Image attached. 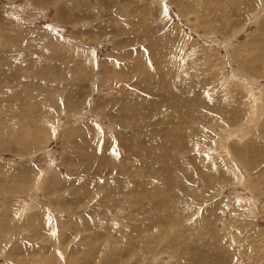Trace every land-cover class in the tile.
Returning a JSON list of instances; mask_svg holds the SVG:
<instances>
[{"label":"rangeland","instance_id":"rangeland-1","mask_svg":"<svg viewBox=\"0 0 264 264\" xmlns=\"http://www.w3.org/2000/svg\"><path fill=\"white\" fill-rule=\"evenodd\" d=\"M0 54V264H264V0H0Z\"/></svg>","mask_w":264,"mask_h":264},{"label":"bare ground","instance_id":"bare-ground-1","mask_svg":"<svg viewBox=\"0 0 264 264\" xmlns=\"http://www.w3.org/2000/svg\"><path fill=\"white\" fill-rule=\"evenodd\" d=\"M4 34V33H3ZM15 34V33H14ZM34 34V33H33ZM8 39V38H7ZM20 39V38H19ZM69 48V47H68ZM72 48V47H71ZM77 51V50H76ZM6 54V53H5ZM88 54V53H87ZM1 55V54H0ZM76 55V54H75ZM89 55V54H88ZM5 56V55H4ZM71 57V56H70ZM3 58H6V57H2L1 59H3ZM71 59V58H70ZM75 59H76V57H75ZM135 62V61H134ZM96 63V66H97V69L96 70H93V74H96V78H97V76H98V71H99V67H101L102 65H101V63H99V62H95ZM119 64V63H118ZM113 66V65H112ZM114 67V66H113ZM102 68V67H101ZM241 78V77H240ZM221 85V84H220ZM102 85H100V84H96V85H94L93 86V89H95V88H100ZM69 104V103H68ZM139 106V105H138ZM137 106V107H138ZM129 107H131V106H129ZM140 107V106H139ZM70 109H72V108H70ZM257 109V108H256ZM131 110V109H130ZM140 112H142L141 110H140ZM250 113H252V112H250ZM254 113V112H253ZM254 115V114H253ZM149 121V120H148ZM143 130V129H142ZM151 130V129H150ZM110 142V141H109ZM108 142V143H109ZM253 148H255V146H250V149H252L253 150ZM148 155V154H147ZM149 156V155H148ZM244 156H246V155H244ZM149 159V160H148ZM146 160H148L147 162V164L148 165H150V161H151V158H150V156H149V158H146ZM138 163V162H137ZM174 163V162H173ZM131 169H132V166H131ZM171 169V168H170ZM160 172V171H159ZM156 175H158V174H156ZM130 176V175H129ZM56 178H53V180H55ZM161 180L163 181V183H164V185L166 186L167 185V181L165 180V178L164 177H161ZM56 182H57V180H56ZM120 188V187H119ZM118 188V189H119ZM101 211V210H100ZM154 222V221H153ZM132 238V237H131ZM132 244V243H131Z\"/></svg>","mask_w":264,"mask_h":264}]
</instances>
